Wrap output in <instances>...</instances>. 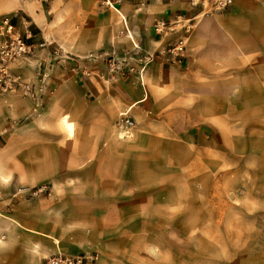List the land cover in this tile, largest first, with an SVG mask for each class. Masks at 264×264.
Here are the masks:
<instances>
[{
	"label": "crops",
	"instance_id": "0c3cea01",
	"mask_svg": "<svg viewBox=\"0 0 264 264\" xmlns=\"http://www.w3.org/2000/svg\"><path fill=\"white\" fill-rule=\"evenodd\" d=\"M177 13L202 17L174 58L163 49L178 33L157 35L153 24ZM2 16L29 41L45 42L11 66L29 80L43 76L45 91L37 101L0 93V264H40L56 252H96L101 264L139 237L140 209L164 183L173 142L163 128L187 125L190 105L212 111L199 113L200 121L219 119L220 95L237 92L232 55L243 41L264 47V5L233 0L226 10L205 12L190 0H121L113 7L100 0H0ZM133 43L155 54L142 83L106 66L107 57L131 53ZM239 78L254 95L251 108L263 107L264 70ZM126 109L134 134L122 139L115 122ZM246 124L264 131V116ZM41 184L49 192L32 194Z\"/></svg>",
	"mask_w": 264,
	"mask_h": 264
},
{
	"label": "rangeland",
	"instance_id": "374dc122",
	"mask_svg": "<svg viewBox=\"0 0 264 264\" xmlns=\"http://www.w3.org/2000/svg\"><path fill=\"white\" fill-rule=\"evenodd\" d=\"M201 17L194 16V23ZM249 44L243 41L232 55L237 92L220 95L219 119L190 105L187 125L163 128L173 142L166 147L164 183L140 209L139 237L101 264H264V131L246 124L264 116V105L251 108L254 95L245 93L247 82L239 78L262 74L264 47ZM199 113L211 115L200 121ZM116 133L121 136L117 126ZM133 134L132 128L121 138ZM48 192L47 184L31 191Z\"/></svg>",
	"mask_w": 264,
	"mask_h": 264
},
{
	"label": "built area",
	"instance_id": "2783aa9c",
	"mask_svg": "<svg viewBox=\"0 0 264 264\" xmlns=\"http://www.w3.org/2000/svg\"><path fill=\"white\" fill-rule=\"evenodd\" d=\"M48 2L49 0H43ZM102 5L116 6L121 0H100ZM193 7L200 11H223L228 9L233 0H190ZM194 17L177 13L171 19H159L153 24V30L157 35L165 36L178 33L174 40L163 49L164 55L172 57L181 56L187 48L188 39L194 29ZM30 35L21 32L13 23L10 16L0 17V93H18L31 100H38L44 93V77L41 81H33L23 78L12 70V64L22 58L32 55L35 46L44 47L45 42H31ZM155 58L154 53L144 51L139 44L133 43V49L126 57L109 56L106 59L107 69L112 73L132 74L140 77L146 66ZM137 61V66L132 64ZM41 65V62H36ZM142 83V82H141ZM135 121L129 114V109L118 113L116 126L121 137L130 136ZM45 186L37 189L43 191ZM98 259L96 252H82L79 254H67L56 252L44 258L43 264H90Z\"/></svg>",
	"mask_w": 264,
	"mask_h": 264
}]
</instances>
